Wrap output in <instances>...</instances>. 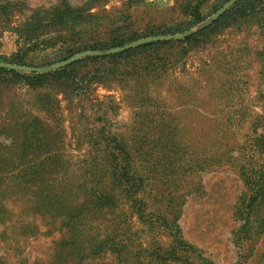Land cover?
Instances as JSON below:
<instances>
[{
    "label": "rangeland",
    "instance_id": "obj_1",
    "mask_svg": "<svg viewBox=\"0 0 264 264\" xmlns=\"http://www.w3.org/2000/svg\"><path fill=\"white\" fill-rule=\"evenodd\" d=\"M236 1L0 0V264H264V0Z\"/></svg>",
    "mask_w": 264,
    "mask_h": 264
},
{
    "label": "trees",
    "instance_id": "obj_2",
    "mask_svg": "<svg viewBox=\"0 0 264 264\" xmlns=\"http://www.w3.org/2000/svg\"><path fill=\"white\" fill-rule=\"evenodd\" d=\"M256 0H237L235 2V4L226 12L224 13L220 19L218 20V22H223L229 18H231L232 16L242 13L244 11H246L247 9L250 8V6L255 2ZM158 43H152L148 46H156ZM145 47V46H143ZM141 47V48H143ZM15 58V57H12ZM0 59H7L5 56H0Z\"/></svg>",
    "mask_w": 264,
    "mask_h": 264
}]
</instances>
